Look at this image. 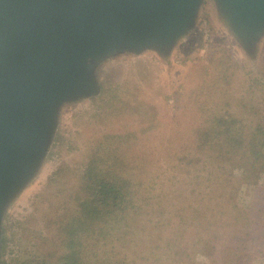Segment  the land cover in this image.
<instances>
[{
	"label": "rangeland",
	"instance_id": "rangeland-1",
	"mask_svg": "<svg viewBox=\"0 0 264 264\" xmlns=\"http://www.w3.org/2000/svg\"><path fill=\"white\" fill-rule=\"evenodd\" d=\"M184 31L182 37H176L167 49L153 45L134 55L121 49L119 52L117 47L107 44L85 60L81 68L94 87L56 106L42 145L37 144L33 149L38 159L36 165L19 173L25 177L20 184L14 183L0 190V264H21L32 259L41 242L39 232L47 235V230H56L59 216L77 200L76 185L80 184L82 169L92 166L104 169L108 162V147L116 141L112 136L137 130L136 121L145 119L148 110H152L149 117L155 118V126H159L158 122L160 125L167 123L168 128L176 120L183 121L175 113L184 102L222 105L221 113L225 114L228 109L227 112L238 119L244 117L245 122L255 118L249 114L252 108L264 116V12L250 13L244 25L238 14L229 16L216 7L213 0H202L191 27ZM196 87L198 90L193 92ZM198 115L195 114L192 121ZM185 122L190 120L186 118ZM158 141L161 140H155ZM164 153L153 169L161 166L165 170L169 163L181 162L182 158L197 160L175 145ZM64 164L77 171L67 170L64 182L59 178L47 184L54 170ZM211 167V181L201 166L191 172L198 184L194 194L197 213L186 226L185 222L167 217L155 221L160 212L157 205L159 189L168 186L162 182L169 175L168 171L161 174L160 170H155L156 173L147 176L144 186L135 185L134 191L138 193L153 183L150 196L145 198L146 201L149 199L147 205L151 201L153 214L142 215V219L133 225L131 219L118 223L116 228L120 227V230H126L124 224L128 222L131 224L127 230H140V227L143 230L134 243L120 244L114 249L117 258L124 260L119 264H167L161 258V247L170 228L186 230L180 243L179 233L174 235L177 239L171 237V243L174 248L180 245L191 257V260L183 259L174 264H213L205 255L196 254L201 238L208 237L207 231L202 230H219V236L222 234L220 230H243L252 217L247 211L251 200L259 201V194H263L254 193L255 189L246 184L238 167L232 169L221 161L212 163ZM228 177H231L229 183L226 182ZM233 186L236 189L233 190ZM236 215L239 226L234 227ZM260 219L264 220V210L255 214L252 222ZM162 225L170 228L160 230ZM108 230L114 229L110 227ZM223 240L225 238L218 237L214 242L219 244L218 249L221 244L227 247L218 254V264H264L263 241L257 248L263 254L251 256L254 245L249 239L244 242L241 238L234 240L229 246ZM103 250L105 247L100 249ZM113 252L109 254L110 260L115 258ZM98 255L102 256V252Z\"/></svg>",
	"mask_w": 264,
	"mask_h": 264
},
{
	"label": "trees",
	"instance_id": "trees-1",
	"mask_svg": "<svg viewBox=\"0 0 264 264\" xmlns=\"http://www.w3.org/2000/svg\"><path fill=\"white\" fill-rule=\"evenodd\" d=\"M197 90V87L193 88V92ZM221 106L217 107L216 104L210 106L198 101L189 104L184 102L176 108L175 113L179 114L183 121H174L171 128L165 125L167 123L160 125V122H158L160 127L155 126V118L149 117L152 115V110L150 109V112L147 108L145 119L141 122L136 121L137 130H131L122 136H112L117 142H112L108 147L106 152L108 162L104 169H96L95 166L82 169L81 177L84 180L81 178L80 184L76 185L79 193L77 200L59 216L56 230H47V235H41L39 232L41 242L39 241L38 246L40 248L37 246L38 249L34 251L32 259L26 263L23 261L21 264L121 263L123 258L118 259V255L113 252L114 249L120 244L134 243L143 230L141 231V227L140 230H127L131 222L124 224L126 230H120V227L116 228L118 223L131 219L133 225L138 223L137 220L142 219V215L153 214L151 201L147 205L149 199L147 201L145 199L150 196L153 183L150 188H145L138 193L134 191L135 185L144 186L147 176L156 173L155 170H160L161 174L168 171L169 175L162 182L163 185L169 187L164 186L159 189L157 205L160 212L156 214L158 217H155V221L159 222L167 217L185 222L184 226H186L187 221L194 219L197 213V199L194 194L198 184L194 182L196 176H192L191 172L193 168L201 166L205 171L204 175L211 181L213 174L211 164L217 161L231 166L232 169L235 167L241 169V175L246 184L255 189L254 193L259 192L263 196L259 194L260 199L256 200L258 203L251 200L250 209L248 207L247 211L252 217L249 218L247 227L243 226V230L238 228L220 230L221 236L218 235L219 230L217 232L216 230H202L207 231L208 237L201 238L202 243L198 246V251L200 249L201 251H197L196 254L205 255L210 263L218 264V254L227 248L222 244L219 249L217 248L219 244L214 242L218 237L225 238L223 243L227 246L240 238L242 242L249 239L254 245L252 248L254 252L251 256L263 254L262 250L257 248L262 241L264 242V230H258L255 227L264 229V220L254 222L252 220L255 214L264 210V116H260L259 113L257 114L258 111L252 108L249 114L255 118L245 122L244 117L238 119L227 112L228 109L225 114L221 113ZM195 114H199V117L192 121ZM186 118L190 122H185ZM158 134L159 136L156 137ZM153 137H156L154 141H152ZM156 139L161 141L155 142ZM173 140L175 141L172 142ZM174 145L179 150L187 151L190 158L197 159L196 162L182 158L181 162L169 163L170 166L165 170L161 166L159 169H153L158 163L157 160L161 159L166 150L173 149ZM184 156L187 157V154L185 153ZM166 157L171 156L166 155ZM208 165L210 168H207ZM67 170L77 171L76 169L71 170L66 164L60 165L54 170L47 184L59 178H63L62 182H64ZM226 182H231V177H228ZM231 188L234 190L236 186ZM144 205H147L146 208ZM55 221L56 219L51 224ZM233 222L236 224L233 225L234 227L239 226L237 225L238 215ZM110 227L114 230H108ZM167 228L170 227L162 225L160 230ZM185 231L171 228L168 231V237L161 247V258H164L165 263L174 264L183 259L191 260L180 245L174 248V244L171 243V237H174L176 233H179L180 243ZM174 238L177 239V236ZM104 247L105 250L100 251ZM37 252L38 255H36ZM101 252L102 256L98 255ZM112 252L114 260L109 259V254ZM161 261L163 262L162 259Z\"/></svg>",
	"mask_w": 264,
	"mask_h": 264
},
{
	"label": "water",
	"instance_id": "water-1",
	"mask_svg": "<svg viewBox=\"0 0 264 264\" xmlns=\"http://www.w3.org/2000/svg\"><path fill=\"white\" fill-rule=\"evenodd\" d=\"M213 1L244 25L250 13L264 12V0ZM201 3L0 0V190L20 184L19 173L36 165L33 149L56 106L94 87L81 68L90 55L107 44L134 55L153 45L167 49L191 27Z\"/></svg>",
	"mask_w": 264,
	"mask_h": 264
}]
</instances>
